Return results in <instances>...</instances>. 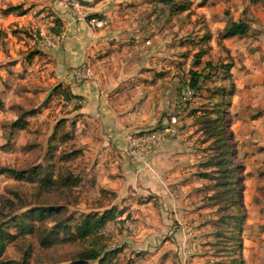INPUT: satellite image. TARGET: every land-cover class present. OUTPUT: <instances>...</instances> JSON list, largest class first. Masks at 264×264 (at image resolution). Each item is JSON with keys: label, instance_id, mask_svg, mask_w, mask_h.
<instances>
[{"label": "rangeland", "instance_id": "374dc122", "mask_svg": "<svg viewBox=\"0 0 264 264\" xmlns=\"http://www.w3.org/2000/svg\"><path fill=\"white\" fill-rule=\"evenodd\" d=\"M96 1L85 0V3ZM122 1L118 0L120 9L114 15L124 11L128 29L115 40L119 44L109 51L99 52L98 56L108 55L109 66L126 67L132 63L138 68L132 77L115 86H173L172 109L166 112L167 109L158 104L150 110L146 108L152 115L157 114L158 119L138 128L147 129L148 125L151 128L162 123L159 122L162 116L178 115V132L185 134L180 142L189 153L184 161L190 165L185 171L188 178L184 187L174 186L173 197L166 193L167 199L159 200L153 192L134 190L133 186H126L122 178H112L108 149L98 139L93 123L76 111L83 101L73 105L63 102L67 98L60 86L78 90L82 82L56 81L61 75L54 73L46 52L49 48L41 39L47 33H56L60 24L55 22L54 10L58 12L56 6H69V0H0V67L6 65V58L22 57L16 69L2 71L4 75L0 73V86H16L0 89V166H35L34 169L46 166L53 176L71 173L80 177L72 186L41 187L38 181L16 180L7 173H0V227L15 232L16 222L33 226L32 231L17 233L13 240L5 241L0 259L6 264H65L90 249L104 256L102 264H263L264 258L260 263L256 255L264 256V249L253 250L250 256L245 252L248 245L260 248L264 242V222L246 220L248 214L261 216V210L248 209V213L244 202L251 196L255 199V195L259 203L263 202L257 194L261 186L254 181L264 167L260 171H244L245 163L254 161V157L243 152L228 157L235 167L242 165L237 173L240 204L236 201V192L228 189L230 177L226 172H215L208 178L196 175L198 171L212 168L207 162L213 160L218 151L219 141L213 134V108L218 100L226 102L227 99L216 90L231 88L230 79L222 76L220 53H217L220 35L213 39L217 42L214 47L208 43L209 32L202 29L203 15L193 11L199 0L198 3L189 0L190 11L177 15H170L167 10L161 13L158 0L120 4ZM9 4H20L26 8L25 12H2L1 8ZM103 19L105 26L106 19ZM138 45L142 48L134 55ZM198 50L203 53L199 63L194 65L193 54ZM133 55L134 60L124 58ZM206 60L212 66L203 71ZM87 63L91 66V62ZM188 69L200 71L202 78L191 98L183 103L179 93L187 84ZM29 108H35L36 112L25 116L24 128L10 127L17 114ZM232 126L237 128L238 124ZM75 150L77 152L64 156ZM49 205L57 206L60 213L43 218L34 216L32 208ZM111 206L121 213L105 222L107 229L103 233H93L84 239L59 233L52 243L40 244L39 236L63 217L69 218L66 221L71 228L84 213L99 212ZM242 213V222L238 223L229 216L238 217ZM236 227L239 228L237 233ZM81 264H98V261L89 258Z\"/></svg>", "mask_w": 264, "mask_h": 264}, {"label": "crops", "instance_id": "0c3cea01", "mask_svg": "<svg viewBox=\"0 0 264 264\" xmlns=\"http://www.w3.org/2000/svg\"><path fill=\"white\" fill-rule=\"evenodd\" d=\"M137 1L124 0L120 4ZM159 5L161 13L167 10L170 15L190 11L188 8L178 13H170L165 4L160 2ZM190 6L193 8L192 4ZM56 7L58 12L56 10L54 12L61 20L60 32L57 33L58 44L46 52L54 66V73L61 75L57 82L63 79L70 82L68 78L70 66L83 61L91 62L93 76L82 81L78 90L71 86L60 87L61 90L64 89L63 91L82 98L83 103L76 111L81 112L93 123L99 134L98 139L108 149L109 171L113 173L112 178H122L123 183L126 186H133L134 190L153 192L159 200L165 198L166 193L173 197L174 186L184 187L183 183L188 178L185 171L190 165L184 161L187 160L189 153L184 151L186 147L180 142L185 139V134L178 132L175 137L159 142L148 154L145 163L131 160L124 151L128 132L144 129L138 127L158 119L157 114L152 115L145 111L146 108L150 110L158 104L167 109L166 112L172 109L173 86H115L124 83L125 79L132 77L134 71L138 70L132 63L126 67L122 64L109 66L108 55L98 56L99 52L109 51L113 45L119 44L115 40L120 39L124 30L128 29L127 19L124 18L126 13L123 11L114 15L120 9L118 0H97L91 4L92 13L106 19V25L101 27L88 26L67 4ZM193 11L203 15L202 29L206 28L209 32L208 43L213 47L217 44L214 42L215 37L220 35L227 23L238 19L248 22V29L242 35L219 36L217 41L220 51L217 53H220V61L228 64L226 68L229 72L228 79L233 86L226 99L230 116L229 130L235 141L236 156L243 152L254 157L255 164L249 160V163H245L244 171L246 169L260 171L264 167V0L255 3L248 0H199ZM141 48L138 45L137 51L133 54L139 53ZM134 55L131 58H128L129 56L124 58L131 61L136 59ZM21 58V56L6 58V65L0 67L1 75L2 71L16 69V65L22 63ZM14 87L16 86H0V89ZM164 118L166 119V116H162L159 122L165 121ZM233 124H238L237 128H232ZM254 182L261 186V192L258 190L257 194L260 196V202L261 200L263 202L259 203L255 195V199L251 196L244 204L247 212L248 209L253 210L252 212L261 210V216L254 217L248 214L246 220L253 218L264 222V169L259 178L255 177ZM166 199L167 197L164 200ZM263 243L260 248L248 245L245 251L247 256H250L249 252L252 253L253 250L264 249ZM256 257L263 263L262 254Z\"/></svg>", "mask_w": 264, "mask_h": 264}, {"label": "trees", "instance_id": "16d2710c", "mask_svg": "<svg viewBox=\"0 0 264 264\" xmlns=\"http://www.w3.org/2000/svg\"><path fill=\"white\" fill-rule=\"evenodd\" d=\"M82 2H85V0H80ZM162 4H165L168 8V11L170 13H178L182 10L188 9L190 1L189 0H158ZM250 3H255L260 0H248ZM26 8H22L20 4H9L3 8H1L2 12H12L15 11L17 14H22L25 12ZM55 22L60 24L58 30L56 33L60 32V26H61V20L59 17L55 19ZM248 29V22L242 19L238 20H232L229 23L226 24L223 31L220 33L221 37L230 36V35H242L244 34ZM209 36H206L208 38ZM202 51H196L193 56L194 65L199 63V57L202 55ZM210 65L212 66V63L209 60H206L203 63L202 70L204 71V68L210 69ZM228 64L224 62H220V67L222 68V76L223 78H229V72H227ZM189 76L187 84L188 86L192 87L193 89H196L199 85L200 78H202V75L200 74V71L195 69H188ZM231 88L229 90L225 91L223 88H217L216 93L221 95V97H226L228 94L232 92V83H230ZM222 87V86H221ZM64 98H70L71 96H77L76 94L69 93L64 91L63 92ZM228 101L226 102L222 99L218 100L214 104L213 113L214 118L213 121L215 124L214 127V135L217 137L216 140L219 141V144L217 145L218 151L216 154V159L209 160L207 164H209L212 168L209 170H201L196 172V175L198 177H211L212 173L215 172H226L229 178V186L228 189H231L236 192L238 198L237 203L240 204L241 202V190L238 186L237 182V173L240 171L239 168H241V164H238L236 167L230 163V160L228 157H235L236 155V148H235V141L232 139L231 131L229 130L230 125V116H229V109H228ZM2 106V102L0 101V107ZM36 112L35 108H29V109H23L21 112L17 114V116L10 122V127L12 128H24L26 124L25 116L32 115ZM77 152L76 150L73 152H68L64 156L71 155V153ZM35 166L31 168H14L11 166H0V173H7L8 176L12 177L16 180H27V181H38L41 187L49 186L53 184H58L61 186H72L77 184L80 181V177L78 175H72L71 173L66 174H57L56 176H53L51 173V170L47 168L46 166H40V169H34ZM234 171V173H233ZM32 212L35 214V217L43 218L44 216L48 214H59V210L57 206H36L32 208ZM117 213H121V210H116L114 206L104 208L101 211H89L81 215V217L77 220L76 223L73 224V226L70 228L69 223L66 221L68 218L67 216L63 217L60 222H55L51 229L47 231L44 235L42 234L39 236V242L41 245H48L52 243L57 237H59V233H63L67 235L69 238H80L84 239L88 235H92L93 233H97L99 228L102 227L105 222L108 220L114 219L116 217ZM229 216L235 221V222H242L243 219V213L239 215L238 217L236 214H229ZM69 219V218H68ZM15 223V222H14ZM68 223V224H67ZM16 231L11 232L9 230H6L5 228L0 227V254L3 249V244L5 241H11L13 240L17 233L21 232H29L32 231L33 226L31 224H26L24 222H16ZM237 230H239L238 227H236L235 231L237 233ZM98 234V233H97ZM238 235V234H237ZM239 239V236L236 238ZM79 257L77 260H73L69 263L65 264H81L84 261H86L89 258H97L98 264H102L104 262V256H99L98 252L95 250H85L83 252H80ZM23 259L22 262L25 263L24 257L25 253L22 254ZM0 264H6L5 260L0 259Z\"/></svg>", "mask_w": 264, "mask_h": 264}, {"label": "built area", "instance_id": "2783aa9c", "mask_svg": "<svg viewBox=\"0 0 264 264\" xmlns=\"http://www.w3.org/2000/svg\"><path fill=\"white\" fill-rule=\"evenodd\" d=\"M69 6L72 11L81 18H86V22L94 27H101L104 25V19L93 15L91 4L81 2L80 0H69ZM58 35L54 32L47 33L42 37L41 43L47 48H54L58 44ZM93 76L91 66L87 62H81L77 65L70 66L68 69V78L74 83L82 82ZM194 94V89L188 85L184 86L179 93V99L185 103ZM82 98L73 97L65 99L63 102L68 105L73 103H80ZM178 115L169 114L165 121L160 125H156L147 129L134 130L128 133L125 138L124 151L126 155L134 161L145 163L148 154L161 141L168 140L178 134ZM107 229L105 223L99 228L98 232H104Z\"/></svg>", "mask_w": 264, "mask_h": 264}]
</instances>
